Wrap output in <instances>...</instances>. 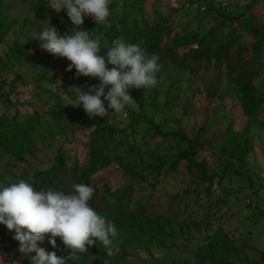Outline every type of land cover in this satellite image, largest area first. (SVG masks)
<instances>
[{
	"label": "rangeland",
	"instance_id": "374dc122",
	"mask_svg": "<svg viewBox=\"0 0 264 264\" xmlns=\"http://www.w3.org/2000/svg\"><path fill=\"white\" fill-rule=\"evenodd\" d=\"M49 6L0 0V187L58 156L82 168L100 152L107 163L91 186L127 191L121 212L108 204V219L126 223L110 250L66 247L67 264H264V0H112L107 23L85 17L101 54L122 37L161 65L157 85L129 89L130 104L109 117L70 105L99 81L41 48L42 28L78 30ZM180 132L211 178L181 156ZM13 235L0 224V264H31ZM48 235L41 246L58 253L62 240L53 248Z\"/></svg>",
	"mask_w": 264,
	"mask_h": 264
},
{
	"label": "clouds",
	"instance_id": "9594fccd",
	"mask_svg": "<svg viewBox=\"0 0 264 264\" xmlns=\"http://www.w3.org/2000/svg\"><path fill=\"white\" fill-rule=\"evenodd\" d=\"M111 4L112 0H49V8L58 13L65 11L78 30L60 34L51 24L35 36L41 48L70 61L67 71L74 68L77 76L99 81L88 91L77 87L70 104L82 106L90 117L121 113L133 99L129 89L155 87L161 67L155 53L149 54L140 43L127 42L122 37L114 39L101 54L100 37L82 25L89 16L97 24L107 23ZM94 192L86 183H74L69 191L37 190L32 182L21 179L0 187V224L14 230L13 239L19 242L21 253H35L31 264H67L64 257L41 246L47 234L53 248L59 237L72 254L86 252V246L97 242L110 250L118 231L114 221L91 206Z\"/></svg>",
	"mask_w": 264,
	"mask_h": 264
},
{
	"label": "trees",
	"instance_id": "16d2710c",
	"mask_svg": "<svg viewBox=\"0 0 264 264\" xmlns=\"http://www.w3.org/2000/svg\"><path fill=\"white\" fill-rule=\"evenodd\" d=\"M226 17V16H225ZM98 33V32H97ZM107 129L109 133H112L113 130L111 128H107L105 126H97V129ZM180 139L187 143L188 149L181 152V156L186 159L189 165L192 167H196L200 170V175L202 179H209L213 176V174H207L205 165L202 162H197L194 158V148L197 145L196 140H188L183 133H179ZM20 143H25L24 139L21 137ZM107 163V159L100 152L95 153L89 161L88 166L78 168L73 167L68 169L61 158L58 156L57 162L55 165L51 166L48 170H35L31 179L29 180L35 185L37 190L47 189V188H55L64 191H69L71 189V185L74 183H86L91 186L90 183V175L93 174L97 168L100 166H104ZM93 187V186H92ZM106 185L103 186V190L105 191L100 195L98 189H95L93 194V198L90 201L91 206L97 209L102 215L109 218L110 209L108 207L109 202H117V210L116 212H121L123 209V205L125 203V197L127 196V191L125 190L121 194H118L114 198H111V194H109L108 189H106ZM115 225L122 226L124 225L125 220L120 219L118 216H114L113 219ZM8 238H12V235L8 234ZM58 255L68 259L70 257V251L66 249V246L60 245L58 243Z\"/></svg>",
	"mask_w": 264,
	"mask_h": 264
}]
</instances>
